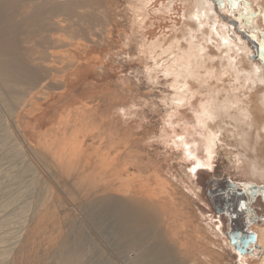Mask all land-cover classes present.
I'll return each instance as SVG.
<instances>
[{
	"label": "bare ground",
	"instance_id": "1",
	"mask_svg": "<svg viewBox=\"0 0 264 264\" xmlns=\"http://www.w3.org/2000/svg\"><path fill=\"white\" fill-rule=\"evenodd\" d=\"M113 1L0 0V107L8 113L15 108L25 112L41 95L44 113L46 106L56 109L59 99L69 101L61 106L64 111L58 122L65 128L58 139L62 141L67 136L74 145L73 153L78 150L76 162L64 172L76 184L78 195L86 199L78 221L90 219L121 264H166L171 257L167 246L176 240L179 253H184L183 257L179 255L186 257L188 264H221V251L233 254L236 264H264V223L252 225L256 242L240 255L217 222L216 231L209 225L212 215L208 222L201 213L192 215L193 220L204 219V227L194 222L187 232L183 228L175 230L171 217L172 209L189 205L193 199L203 201L190 177H196L201 168L215 170L219 158L223 167L264 187V71L257 66L262 60L250 57L252 47L244 41L246 36L235 30L237 24L244 23L220 14L222 10H236L235 14L252 21L254 28L261 31L255 19L260 15L252 6L264 0H124L122 10ZM239 3L243 15L237 8ZM216 8L221 12L217 13ZM117 18L127 31L122 41L115 38L112 49L107 41L113 40ZM99 47H109L112 52L102 51L98 59L95 52ZM106 64L112 73L119 72L117 69L124 64L130 70L127 77L116 78L114 99L101 97L92 104L73 106L77 98L71 93L72 86L80 79L77 75L81 68L91 65L98 79L110 85L105 77ZM132 79L137 83L132 84ZM138 85H143L144 92L135 91ZM155 90L159 96L150 93ZM129 93L135 97L130 99ZM100 107L105 110L100 111ZM152 113L159 122L155 134L147 126ZM117 124L135 128L134 133L127 136L124 132L121 136L122 149L117 146L116 151L106 153L107 157L93 150L87 157L85 150L77 148L88 140H108L107 145L112 144L113 134L103 129H116ZM4 125H0V144L4 146L1 153L9 158L24 157L23 146L28 143L22 133L16 136L12 124ZM46 145L51 152L45 156L52 161L60 159L52 152L54 143ZM142 145L156 146L168 160L179 158L191 165L186 170L178 162L169 168H182V184L171 185L163 170L152 172L140 157L131 159L132 153H141L138 148ZM29 150L37 157L41 154L37 149ZM10 171L8 174L13 172ZM135 171L139 175L135 176ZM25 189L17 191L12 200L9 197L10 201L7 198L8 202L0 203V264H9L10 258L12 264L27 259L36 264H85L84 252L96 245L89 248L81 231L70 244L64 243V234L54 250L40 252L54 224L45 222L49 219L44 221L48 215L43 218L30 212L33 205L25 200L29 194ZM153 222L159 229L158 241L151 228ZM34 245H38L37 250ZM123 247L132 249L134 259L128 258ZM214 250L220 253L216 255Z\"/></svg>",
	"mask_w": 264,
	"mask_h": 264
},
{
	"label": "rangeland",
	"instance_id": "2",
	"mask_svg": "<svg viewBox=\"0 0 264 264\" xmlns=\"http://www.w3.org/2000/svg\"><path fill=\"white\" fill-rule=\"evenodd\" d=\"M213 1H215L216 3L220 2V0H213ZM123 2H124V0H114L113 1V3L117 4L116 7H119L121 5V10L124 7ZM227 3H229V2H227ZM252 7L254 8V13L256 15H258V14L260 15V17L255 18V19L258 20L257 21L258 27H259V29H261L262 32L254 28L252 21L249 22L244 17H242L241 15L235 14L237 12L236 10L233 13L228 12L227 10H222V12H221L220 10H218L216 8V11H217V13L221 12L220 14L228 16L233 20H236V21L241 20L244 23L243 26H239L237 24L235 26V30L243 31V34L246 36L244 38V41L247 44H249L250 47H252V50L251 51L249 50V53L252 52V55L250 57L253 58V56H254V57H258L259 59H261L262 62H260L259 65L257 64V66L260 67L262 71H264V50H263L264 43L262 41L264 38V15H261V13H264V8H263L264 2L261 5L253 4ZM261 7H262V9H261ZM237 8H239L240 10L241 9L243 10V7H241L240 3L237 4ZM249 8H250V6L248 7V9ZM259 8L261 10H259ZM242 10H241V14L243 15L244 13L242 12ZM259 11H262V12L258 13ZM180 23H181V21L178 24H180ZM236 23H238V22H236ZM116 24L118 26L114 30L113 40L107 41L108 46L110 48L113 47V45H114L113 43H114L115 38L116 39L121 38L120 40L122 41V37H124V34L127 31V27L125 26V24L120 23L119 18H117ZM155 32L158 33L157 31H155ZM118 33L119 34L121 33V35L117 36ZM260 34H261V36H260ZM117 46L118 45H115L114 47H116V49H119L121 51V48L117 47ZM109 47L97 48V50L95 52L96 57L98 59L102 58V55H103L102 51H104V53H106V50H107V53L112 52ZM116 59H118V58H116ZM250 60H251V58H250ZM107 63H108V61H107ZM108 65L109 64H106V67H105L106 68L105 70L107 73L105 75V77L108 79L107 82L110 85H104L106 83V81L104 79H98L97 74H96V69H94V67L92 68L91 65H89L88 67H85V68H81V70L79 71V74L77 75L78 77L80 76L79 77L80 79H78L77 83L73 84L74 87L72 86V92L71 93H72V95H74L77 98V100L72 103L73 106L80 107V106H83V104L84 105L92 104L94 102H97L99 99H101V97H109V98L114 99L112 90L118 88V87L114 86V84L116 83V80H117L116 78H120V76H123V75H125V77H127L130 70H128V66H126V64H124L123 66H121L120 68L117 69V71H119V72L112 73L110 70V66H108ZM103 69H104V67H103ZM100 77L104 78V76H102V75H100ZM131 83L134 84L137 82H135L132 79ZM0 90H1V88H0ZM135 91L144 92L143 85H138L137 88L135 89ZM49 92H50V94H54L51 91H49ZM0 93H2V91H0ZM150 93L154 96L160 95L159 94L160 92H158V90L152 91ZM1 95H0V97H1ZM4 96H7V95H4ZM123 97H125V95H123L120 98H123ZM129 97H130V99H132L135 96L133 93H129ZM2 98H4V97L2 96ZM42 98H44V96L40 95L39 100H37L36 103L29 105V108L27 107L25 112L20 111V110H16V108H15L13 111L8 113V112H5L2 109V107H0V125L5 124L4 127H7V125L12 124V126H11V130L13 131L12 133L15 134L16 136H17V133H22L25 141L28 143L27 146H26V144H25V146H23V150L25 151L24 152L25 158L22 156L21 157L12 156V158L6 157L5 155H3L1 153V147H4V146L2 145V143L0 144V169H1L0 170V181L3 179L0 182V184H1V186H0V190H1L0 191V203L3 204V203L8 202L7 200L9 199V197L12 200L13 197H15L17 195V191L19 192L23 188L24 189L26 188L27 191H29L28 192L29 194L25 200L27 202H30L33 205L31 207L32 209H30V212H34L37 215H41L43 218H45V216L47 217V215H48V217L45 218L44 221L49 219V221L47 220L45 222H48V224H49L50 221H53L51 223L54 224L53 230H49L46 237H45L46 240H44V243H47V244L43 245L44 248L42 247V249H40V252H43V250H44L45 252L48 253V251H50V249L54 250L55 246L59 243L58 241H60L63 238L61 236L64 234H65L64 235V237H65L64 243L66 242V243L70 244V242H73L74 241L73 239H75L77 237L79 231H81L80 236L82 238H85L89 242V248L92 247V245L97 246V249L95 246V247H93V249L90 248L91 250H88L89 252H84L85 254L83 256V260L87 261L85 264H88V262H89V264H121L122 261L116 257V255L114 254L115 251L113 253V251L110 250L111 246L107 245L106 241L103 240L102 237H100L101 232H100V230L97 229V227L93 224V222L90 219L89 220L87 219L83 222L78 221V218H79L78 212L81 211L83 203L84 202L86 203V199L82 198L81 196L78 195V189L75 186L76 184L75 183L72 184L73 181L71 182L70 178L67 179V175L66 176L64 175V172L69 171L71 169L72 165L76 162L77 156L75 155V153L78 150L75 153H73L74 152L73 151L74 145L71 143L70 138H67V136L64 139H62V141H60L58 139L60 136L59 134H61L65 128L64 127L65 125H63V123L58 122V119H60L59 115L64 111L63 108H61V106L63 105V103H66L69 101L67 99H64V100L59 99L58 100L59 103L57 102L58 104H57L56 109L53 106H49L48 108H46L47 107L46 106L45 112L42 113L41 104H44L43 102H45L44 100L41 101ZM29 103H31V101ZM103 104L105 106L107 105L105 102ZM70 109H75V108L70 107ZM104 110L105 109L103 107H100V111H104ZM150 115H149L150 116L149 120L150 119H152V120L148 121L149 123L147 122V126L150 125L149 128H151V131L155 134V132L157 131V129L159 127V122L157 123L158 117L154 113H152ZM34 118H36L35 121L33 120ZM13 125H14V127H13ZM114 126H117V128L111 129L110 131L108 130V127H110V126H106L103 129V130H107L106 133L113 134L114 142L112 144L107 145L108 140H106L102 143L99 140H97L96 142H94L93 140L92 141L88 140L87 142L86 141L82 142L81 147H77V148H80V149L82 148V150H85V152L87 153V157H91L90 151H93V150L95 151L94 154H98L100 156L107 157L106 153H112V152L116 151L117 146H120L122 149L123 146H122L120 138L124 134V132H125V134H127V136L129 135V133H131V134L134 133V129H135L134 125H132V126L130 125L128 127H122V126H118V124H117ZM15 127H18V129H16ZM127 129H130L129 132L127 131ZM142 129H143V127L141 128L140 131H142ZM68 131H70V130L66 129V132H68ZM0 135L2 136L1 128H0ZM77 139L79 141H83L80 137H77ZM51 141L55 145V150H52V152H55L57 154V156H60V159H58V157H57L56 159H54L52 161L50 157L45 156V154H50V152H51V150H49V149H51L50 146L46 145V144H50ZM78 143L79 142H77V144ZM86 144H87V146H86ZM131 145H133V143ZM28 146H29V148H32L34 150L37 149L38 155H39V153H41L40 156L37 157L36 156L37 154L31 153ZM45 146L48 147L47 151L45 150L46 149ZM71 146H72V148H71ZM83 146H84V148H83ZM89 146H90V148H89ZM138 149L141 153H138V152H136V154L132 153L130 155L131 159H133L135 157L142 158L143 165L148 166L152 172H153L152 169H154V171L163 170V172H164L163 174L166 176V178H168V180L171 181V183H172L171 185L179 186V184H182L180 181V177L182 176V173L180 171L182 170V168H184L186 170L192 168L191 165L182 163V161L179 158L174 160V161L168 160L166 157L163 156L162 150H160L159 148L157 149L156 146L145 147V145H142V147H139ZM72 156H73V158H72ZM178 162L183 165L182 168L181 167L180 168L179 167H175V168L171 167L172 170H169L170 166H173L175 163H178ZM21 164H23V165H21ZM216 164L223 166L220 158H219V161L217 159ZM219 165L214 166L215 167V170H213L214 172L210 169L206 170V169H202V168L199 169V171L197 170L196 173H195V171L191 170L192 171L191 173L192 174L195 173L196 177L191 176L190 179L192 182H194L193 183L194 186L195 187L198 186V188L200 189L199 194L202 197L203 201L200 202V201L193 199L195 197H191L193 199V202L191 201L189 203V205L184 204V205H181L179 208L172 209L173 211H171V213L173 215L171 214V217L173 218L172 219L174 222L173 227L175 228V230H178V231L181 230L182 231L181 228H183V231L185 230L184 232H187V228L191 229V226L192 227L195 226L194 222L199 224L200 226L202 225V227H204L203 226L204 219L202 222L198 221L197 219H194L195 221L192 219V218H194V217H192V215H195V213H201V214H203V217L207 219V222L209 221L208 218L212 215V219H211V221H209V223H210L209 225L213 226V229L215 231H216L215 228L217 226V223H218V225H220V221H221V229H222V232L224 234V237L228 231H230V230L232 231V229L234 228V226L236 224L234 222H232V224L229 223L228 215H225V216L221 215L220 216L219 214H217V213H219L218 212L219 208L217 206H215L213 199L210 196V193L213 190H215L216 187H219L220 185H223L224 183L227 184V182H230V181L235 184V192H240V191L244 190L243 192L245 193V196H246V198L243 199V203H242L244 205V207H240L238 210L239 211V223L240 224H237V227L244 228V226H245L249 230V231H247L248 233H255V231H253L252 225L255 224L256 222L259 225L263 224V222H264V189H261V186H258L259 184H256V183L251 184L252 183L251 181L244 179L238 173L235 174V172L232 171V169H227V167L225 169H220ZM8 167H10V169ZM6 168H8L7 172H6ZM9 170H11L13 172L8 174ZM134 173L136 174L135 176L139 175V173L137 171H135ZM216 174H219L220 176L218 178L214 177V175H216ZM9 175H10V177H9ZM6 177L7 178L9 177V178L6 179ZM29 180L30 181L32 180L31 182H33V183L28 182ZM16 182H19L20 184H15ZM22 182L25 184L26 187L24 186V184H22ZM26 183H28V184H26ZM29 184H31V186H29ZM17 185L18 186L23 185L22 186L23 188L21 186L17 187ZM256 186H258L260 188H255ZM252 187H254V188H252ZM19 188H20V190H19ZM247 188H252V189H254V190L256 189V190L254 192L248 191ZM7 190H8V194H6ZM74 193H76V194H74ZM11 194H14V195H11ZM74 197L76 198L75 199L76 202L73 199ZM10 199H9V201H10ZM172 207H174V206H172ZM171 208H170V210H171ZM176 214H178V215L176 216ZM219 216L221 218H219ZM188 222H191V223L188 224ZM175 223H177L176 224L177 226L175 225ZM79 224H82V225L80 226ZM80 227L82 228L81 230H80ZM78 228H79V230H78ZM151 228L156 231L154 239L156 241H158L160 239V237L157 233L159 229H158L156 223L153 222L151 224ZM198 234H200V233H198ZM68 235H69V237H68ZM57 236H58V238H57ZM70 237H71V239H70ZM225 239H226V237H225ZM62 241H63V239H62ZM178 242H179V240H176V242H173L175 244L171 243L169 246H167L168 251H169V256H171V257H168L166 259V264H188V262L186 260L187 258L186 257H184L185 259L182 258L184 256V253L182 254V252L179 253V251H178L177 247L180 245ZM50 243H52V244H50ZM49 245L50 246L52 245V246L49 248L48 247ZM37 246L38 245H34L35 250H37L36 249V248H38ZM123 248L125 250H127L128 258L131 260L134 259L135 254L132 251V249L129 247H123ZM34 249H33V251L35 252ZM94 249H96V250H94ZM112 249L115 250L113 247H112ZM93 250H94V253H91V254H93V256H91L90 252ZM30 251H32V250H30ZM85 251H86V249H85ZM177 251H178V253H177ZM214 252L216 253V255H218V253H220L217 250H214ZM22 253L25 255H28L31 252H22ZM94 254H96V257ZM179 254H181L182 257ZM219 255H218V257H220V260H221L219 262H221V264H236L235 261L237 259L234 256H232L233 254L229 255L228 253L221 251V253ZM23 258L25 259V257H23ZM43 258H44V256H43ZM28 260L29 259L24 260L23 262L21 261V262L23 264H36L33 261H31V260L28 261ZM9 261L11 262V258L9 259ZM18 261H20V260H18ZM182 261L184 263H181ZM10 262H9V264L13 263V262L12 263H10ZM213 264H218V262L213 263Z\"/></svg>",
	"mask_w": 264,
	"mask_h": 264
},
{
	"label": "flooded vegetation",
	"instance_id": "3",
	"mask_svg": "<svg viewBox=\"0 0 264 264\" xmlns=\"http://www.w3.org/2000/svg\"><path fill=\"white\" fill-rule=\"evenodd\" d=\"M227 167V166H226ZM225 166H219L220 169H225ZM228 169V168H227ZM231 182V181H230ZM227 182L224 183L223 185H220L219 187H216L215 190H213L210 194V196L213 199V202L215 204V206H217L219 208V215H228V221L230 224H232V222H234L236 225L234 226V228L232 229V231H226L227 233L225 234L226 237H228L227 239L230 240V236H232V239H239L235 237V234H239V236H241L242 234L247 235V237H251L253 238V236L255 237L256 240V232L255 233H248L247 231L248 228L244 226V228L242 227H237V224L239 223V208L240 205L243 203V199L246 198L245 193L243 191L240 192H235V184L234 183H230ZM253 184V183H251ZM261 186V185H258ZM256 186L255 188H260ZM231 187V188H230ZM254 188V187H252ZM252 188H247L248 191H255ZM261 189H264V187H261ZM250 193V192H249ZM219 216V218H221ZM221 223V221H220ZM233 223V224H234ZM264 223V222H263ZM257 224V222L255 223V225ZM259 225V224H257ZM221 226V224H220ZM253 235V236H252Z\"/></svg>",
	"mask_w": 264,
	"mask_h": 264
},
{
	"label": "water",
	"instance_id": "4",
	"mask_svg": "<svg viewBox=\"0 0 264 264\" xmlns=\"http://www.w3.org/2000/svg\"><path fill=\"white\" fill-rule=\"evenodd\" d=\"M235 237L239 239L238 240L232 239L233 237L230 236L229 242L231 243L234 250L237 251L240 255L249 251L248 250L249 244H254L256 242L254 236L253 238H251V237H247V235L245 234H242L241 236H239V234H235Z\"/></svg>",
	"mask_w": 264,
	"mask_h": 264
},
{
	"label": "snow or ice",
	"instance_id": "5",
	"mask_svg": "<svg viewBox=\"0 0 264 264\" xmlns=\"http://www.w3.org/2000/svg\"><path fill=\"white\" fill-rule=\"evenodd\" d=\"M233 2L235 3V0H233ZM261 15H264V13H261ZM250 18H251V17H250ZM240 207H244V205L241 204Z\"/></svg>",
	"mask_w": 264,
	"mask_h": 264
}]
</instances>
